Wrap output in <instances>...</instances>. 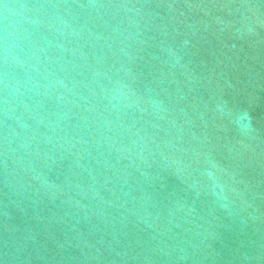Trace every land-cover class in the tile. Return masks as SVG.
I'll return each instance as SVG.
<instances>
[{
    "label": "water",
    "instance_id": "1",
    "mask_svg": "<svg viewBox=\"0 0 264 264\" xmlns=\"http://www.w3.org/2000/svg\"><path fill=\"white\" fill-rule=\"evenodd\" d=\"M0 264H264V0H0Z\"/></svg>",
    "mask_w": 264,
    "mask_h": 264
}]
</instances>
